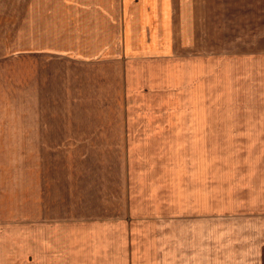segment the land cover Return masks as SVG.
<instances>
[{
	"label": "crops",
	"instance_id": "obj_1",
	"mask_svg": "<svg viewBox=\"0 0 264 264\" xmlns=\"http://www.w3.org/2000/svg\"><path fill=\"white\" fill-rule=\"evenodd\" d=\"M203 2L0 0V264H264V51L198 48ZM93 90L124 190L80 216L97 185L48 148L94 139L61 102Z\"/></svg>",
	"mask_w": 264,
	"mask_h": 264
},
{
	"label": "rangeland",
	"instance_id": "obj_2",
	"mask_svg": "<svg viewBox=\"0 0 264 264\" xmlns=\"http://www.w3.org/2000/svg\"><path fill=\"white\" fill-rule=\"evenodd\" d=\"M201 10L205 18L196 21L198 25H203V39L202 46L197 47L206 49L210 56L264 51V0H207L203 2ZM16 37L18 42L19 38H23V36ZM89 85L91 84H83L81 88L86 89ZM80 92L75 91V94H70L66 100H61L67 110L73 111L75 108L78 110L77 114H63L64 119L70 118L71 121H75L72 129L75 133L80 132L83 138L92 135L95 145H91L93 141L91 139L90 142L77 147L50 146L48 149L50 171L59 169L67 173L74 169L79 170L82 187V179L85 175L86 178L89 177L96 183L97 189L94 196L88 189L81 188L78 191L88 193V195H78L87 200L85 204L78 205L79 211L76 212L77 215L83 216L88 215L87 207L90 208V205L96 204V212L102 214L111 209L113 211L114 207L119 204L112 200L119 198L124 190L122 187L124 181L122 157L125 147L121 139L123 119L119 106L112 105L111 113H107L105 108L108 109V107L101 105L104 101L100 96L101 93L95 90L89 93ZM52 101L50 98V105ZM100 107L102 113H100ZM212 133L210 131V138ZM212 142L213 139L210 140V143ZM216 152L215 146L210 144V153L216 154ZM89 160L92 162L90 163ZM55 179L56 176L50 177V181ZM88 199H90L89 205ZM107 199L110 202L107 203Z\"/></svg>",
	"mask_w": 264,
	"mask_h": 264
}]
</instances>
